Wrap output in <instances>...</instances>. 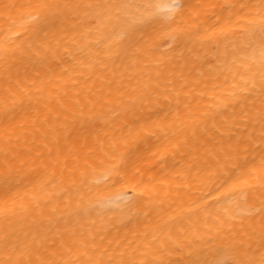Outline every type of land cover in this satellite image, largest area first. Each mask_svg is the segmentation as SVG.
<instances>
[{"label": "bare ground", "instance_id": "bare-ground-1", "mask_svg": "<svg viewBox=\"0 0 264 264\" xmlns=\"http://www.w3.org/2000/svg\"><path fill=\"white\" fill-rule=\"evenodd\" d=\"M0 264H264V0H0Z\"/></svg>", "mask_w": 264, "mask_h": 264}]
</instances>
